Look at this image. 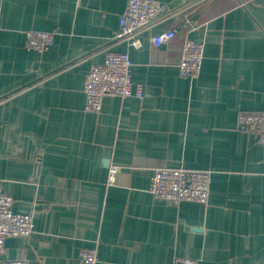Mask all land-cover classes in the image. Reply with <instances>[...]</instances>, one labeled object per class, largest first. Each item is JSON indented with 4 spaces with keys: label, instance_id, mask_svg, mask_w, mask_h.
I'll return each mask as SVG.
<instances>
[{
    "label": "crops",
    "instance_id": "crops-1",
    "mask_svg": "<svg viewBox=\"0 0 264 264\" xmlns=\"http://www.w3.org/2000/svg\"><path fill=\"white\" fill-rule=\"evenodd\" d=\"M160 1L165 17L136 48L119 36L127 0H0V191L35 222L0 262L77 264L96 246L97 264H264V150L237 123L240 110L264 109V0ZM30 29L54 32V45L29 49ZM187 37L204 42L197 78L179 70ZM108 51L130 54L145 95H105L90 111L86 76ZM180 166L212 170L207 205L149 191L155 168Z\"/></svg>",
    "mask_w": 264,
    "mask_h": 264
},
{
    "label": "built area",
    "instance_id": "built-area-1",
    "mask_svg": "<svg viewBox=\"0 0 264 264\" xmlns=\"http://www.w3.org/2000/svg\"><path fill=\"white\" fill-rule=\"evenodd\" d=\"M167 8L160 0H127L124 11L119 16V36L130 41L136 48L141 47L139 32L163 19ZM193 22L186 18L170 28L155 34L151 41L155 47L169 42L180 30H187ZM27 47L37 51L48 50L55 43V34L48 30H27ZM204 42L185 38L179 70L181 75L197 78L202 70ZM132 60L128 52L108 51L104 62L93 65L87 73L84 92L86 108L100 112L105 95L122 98L136 96L143 98L144 88L132 79ZM238 127L242 131L258 132L264 150V109L240 110ZM120 166L108 164V184L116 182ZM212 170L189 167H158L151 177L149 191L157 199L173 204L183 201L200 202L207 205L210 200ZM14 198L0 191V255L5 251L6 240L11 236H31L35 231L34 216L31 212H16ZM98 248L80 249L77 264H97ZM0 264H29L24 258H4ZM174 264H199V259L177 255Z\"/></svg>",
    "mask_w": 264,
    "mask_h": 264
}]
</instances>
